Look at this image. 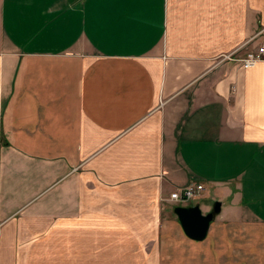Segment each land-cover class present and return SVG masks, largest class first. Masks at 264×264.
I'll return each mask as SVG.
<instances>
[{
    "label": "crops",
    "instance_id": "crops-1",
    "mask_svg": "<svg viewBox=\"0 0 264 264\" xmlns=\"http://www.w3.org/2000/svg\"><path fill=\"white\" fill-rule=\"evenodd\" d=\"M263 42L264 0H0V264H264Z\"/></svg>",
    "mask_w": 264,
    "mask_h": 264
},
{
    "label": "water",
    "instance_id": "water-1",
    "mask_svg": "<svg viewBox=\"0 0 264 264\" xmlns=\"http://www.w3.org/2000/svg\"><path fill=\"white\" fill-rule=\"evenodd\" d=\"M220 206V201H217L213 210L204 212L200 204L178 205L175 207V211L186 234L195 239H203L208 233L216 212L220 211Z\"/></svg>",
    "mask_w": 264,
    "mask_h": 264
},
{
    "label": "built area",
    "instance_id": "built-area-1",
    "mask_svg": "<svg viewBox=\"0 0 264 264\" xmlns=\"http://www.w3.org/2000/svg\"><path fill=\"white\" fill-rule=\"evenodd\" d=\"M257 35L258 33H256L252 39ZM234 56L236 55L231 53L225 55L226 58L236 59L237 62L244 67L252 66L258 61L264 60V42L259 44L255 49L249 50L243 55H239L237 57ZM205 188L206 187L203 182H191L181 187L179 190L171 192L170 197L175 201L190 202L198 198Z\"/></svg>",
    "mask_w": 264,
    "mask_h": 264
},
{
    "label": "rangeland",
    "instance_id": "rangeland-1",
    "mask_svg": "<svg viewBox=\"0 0 264 264\" xmlns=\"http://www.w3.org/2000/svg\"><path fill=\"white\" fill-rule=\"evenodd\" d=\"M237 54V53H236ZM201 195H202V193H201ZM200 195V196H201ZM199 198V199H198ZM197 199H198V201L200 202L201 201V203L203 204L204 203V199L203 198H201V197H198ZM216 200H214V203H213V205H215V203L217 202H215ZM180 202V201H179ZM180 203H183V205H185L186 204V202H180ZM211 210H213V208L211 209Z\"/></svg>",
    "mask_w": 264,
    "mask_h": 264
}]
</instances>
